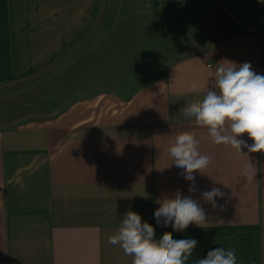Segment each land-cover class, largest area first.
Instances as JSON below:
<instances>
[{"label": "crops", "instance_id": "crops-1", "mask_svg": "<svg viewBox=\"0 0 264 264\" xmlns=\"http://www.w3.org/2000/svg\"><path fill=\"white\" fill-rule=\"evenodd\" d=\"M133 1L118 0L124 19L101 29L103 0H0V88L42 75L44 96L60 102L55 114L0 124V264H133L108 242L129 210L156 243L196 239L189 264L220 246L235 249L239 264H264V153L216 145L180 114L202 101L221 62L264 74V16L251 0L258 15L181 55L189 24L162 2ZM105 8L107 17L114 7ZM181 138L210 157L194 173L195 193L168 158ZM213 187L225 193L215 208L201 196ZM174 195L198 200L208 223L157 231L153 216Z\"/></svg>", "mask_w": 264, "mask_h": 264}, {"label": "clouds", "instance_id": "clouds-1", "mask_svg": "<svg viewBox=\"0 0 264 264\" xmlns=\"http://www.w3.org/2000/svg\"><path fill=\"white\" fill-rule=\"evenodd\" d=\"M212 86L198 105L181 110L187 124L206 128L216 145L230 146L242 153H264V74L257 73L250 63L218 64ZM195 93H193L194 95ZM247 134L253 143L241 139ZM169 160L179 179L189 182L188 191L197 189L194 173L204 174L210 165V157L199 151L196 139L181 138L169 152ZM244 175L249 176L245 169ZM225 193L213 187L201 193L204 202L217 206V199ZM157 231L184 233L190 225L200 227L208 223L206 210L191 195H174L166 200L159 212L153 216ZM112 245H118L125 255L131 256L133 264H189L198 241L194 238L175 239L169 236L154 241V234L142 216L127 211L118 232L108 238ZM196 264H239L236 250L216 247L207 252L206 258Z\"/></svg>", "mask_w": 264, "mask_h": 264}, {"label": "rangeland", "instance_id": "rangeland-1", "mask_svg": "<svg viewBox=\"0 0 264 264\" xmlns=\"http://www.w3.org/2000/svg\"><path fill=\"white\" fill-rule=\"evenodd\" d=\"M103 1L100 8L101 29H104L103 23L107 19V23L113 22V24L124 19L122 13L120 15L121 18H117L116 9L118 0H111L110 2L106 0L109 9L114 8L110 10L111 12L107 17H104L106 8L105 0ZM133 2L138 8L144 7L143 0H134ZM159 4H161L160 9L171 10L172 13L179 14V23L189 24L187 32L183 26L179 31L181 39L179 49L181 55L197 54L206 46V43L220 37L219 34H221L222 28L226 27V29H223V31H226L227 29H231L229 26L232 25L234 26V30L240 29L237 27L238 20H244L243 18L251 15L252 12L258 15L253 5H251V0H186L180 5H171L167 2ZM107 23L105 24L107 25ZM204 24H212L214 26L207 28ZM101 36H103V32ZM123 58L122 61L124 60ZM134 69L141 73L143 71V68L140 66H136ZM144 70L146 72L154 71L152 68ZM50 80L48 79V81ZM54 80L52 78V81ZM54 84L58 85V79L51 85ZM43 90L44 79L42 75L1 87L0 124L3 125V128L9 129L19 122L57 113L60 108L59 99H46L42 92ZM55 107L58 109L56 110Z\"/></svg>", "mask_w": 264, "mask_h": 264}, {"label": "built area", "instance_id": "built-area-1", "mask_svg": "<svg viewBox=\"0 0 264 264\" xmlns=\"http://www.w3.org/2000/svg\"><path fill=\"white\" fill-rule=\"evenodd\" d=\"M146 1L147 5L150 6L152 3L155 2H167L171 5H180L183 4L186 0H144ZM254 7L259 9V12L262 16H264V0H254Z\"/></svg>", "mask_w": 264, "mask_h": 264}]
</instances>
